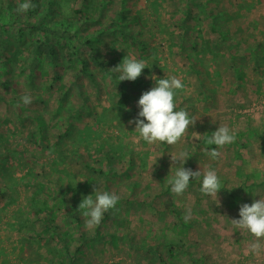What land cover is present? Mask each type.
Wrapping results in <instances>:
<instances>
[{"label":"rangeland","instance_id":"374dc122","mask_svg":"<svg viewBox=\"0 0 264 264\" xmlns=\"http://www.w3.org/2000/svg\"><path fill=\"white\" fill-rule=\"evenodd\" d=\"M54 1L64 4L65 16L88 6L92 21L75 32L98 34L107 62L129 53L149 67L134 81L138 88L124 92L119 73L112 77L93 63L96 83L80 73L79 64L52 83L47 62L37 81L24 70L16 80L18 90L0 84L9 98L0 101V122L10 133L1 152H10L12 159L0 182H15L20 193L15 205L9 204V195H0V264H264V252L255 255L249 249L255 238L243 235L231 221L240 219L242 204L264 197V0ZM57 18L59 14L44 21L55 31L51 38L71 42V34L55 25ZM36 36L43 38L41 32ZM3 50L7 54L10 49ZM118 61L107 66L113 69L122 63ZM153 75L181 79L185 88L176 94V110L198 118L178 145H149L129 123L138 117L143 92L155 86L149 78ZM26 94L32 97L27 106L21 101ZM220 124L236 132V141L219 149L220 158L213 160L204 149L216 147L206 141ZM80 133L90 145L79 142ZM180 151L188 153L185 168L201 171V176L190 181L183 196H174L167 181L177 168L171 155ZM209 168L221 180L219 205L200 192ZM63 171L81 181L89 195L97 188L119 195L117 210L105 213L93 228L86 227L80 211L81 225L76 223L55 197L61 194L60 184L67 188ZM31 184L38 186L36 201L46 203L49 217L72 241L70 255L80 246L75 261L56 237L36 238L27 247L21 243L22 237L44 234L46 227L43 216L37 219L30 209L25 212L30 214L28 229L19 232L14 224L19 220L14 213L32 205L27 199L33 194ZM189 208L192 215L185 222Z\"/></svg>","mask_w":264,"mask_h":264},{"label":"trees","instance_id":"16d2710c","mask_svg":"<svg viewBox=\"0 0 264 264\" xmlns=\"http://www.w3.org/2000/svg\"><path fill=\"white\" fill-rule=\"evenodd\" d=\"M20 2H22V0H0V84L2 86L10 88V90H18L19 88L17 86L16 80L22 73H25L24 70H28V73H30L29 77L31 79L34 78V81H37V79L42 76L44 65L47 62L49 65V70L53 73L51 80L52 83H58V81L62 79V76L67 71V69H72L78 64L81 69L80 73H82V75H86L93 83H96V77L90 68L91 63L96 66H100L104 70L106 69L107 75L115 77V72L111 70L107 64H112L114 59H118V62H122L123 57L118 54L117 58H113L112 61L107 62L105 60L104 54H102L101 51V43H103V41L100 40V36L98 34L95 32H87V34L82 37L80 34L75 32L76 29H85L86 24L92 21L91 16L87 13L89 8L88 6H85V3L81 8L74 11L75 16H65L63 12L64 4L59 1L32 0V3L35 5L34 10H29L26 13H18L16 9L18 3ZM57 14H59V18L57 19L61 20L55 21V25L63 27L64 34L70 33L72 40L75 39L73 42L72 40L70 42L61 41L58 39L53 40V38H51L50 32L52 31V33L55 34V31L52 25L45 23L44 21L47 18L51 19L56 17ZM129 18L132 17L121 15V19L130 20ZM16 27L17 29H15ZM10 28L14 29L13 32H11ZM38 32L43 34L42 39L37 38L36 33ZM132 35L135 36L136 34L132 33ZM18 42L19 44L16 45ZM192 44L194 49L197 50V40H194ZM3 47L10 49L8 52L6 51L7 54H5ZM42 48L45 50V52L41 50ZM86 52H89V55L91 56L88 57ZM184 57H186L191 62L195 61V59L190 54H184ZM25 75H27V73ZM24 80L28 81V79L25 77ZM138 86L139 84L132 81H125L122 83V92H124L125 88H138ZM78 88L79 94L82 95V86H78ZM7 92V90L0 91V101L8 102L9 98L6 96ZM124 100H126L125 95ZM37 120L40 121L38 118ZM0 126L2 128V132L0 131V173L2 172L3 175L8 170L7 166L11 164L12 159L10 152L9 154H6L4 152L5 150L1 152V149H4V143L10 139V133L4 129L6 127L5 123L0 122ZM40 127V133H43V121L41 122ZM37 137L38 136L35 137L34 135V145H37ZM40 138H42L41 134ZM86 140L88 141L89 139L85 138V140H83L82 134L79 136L80 143L86 142L88 145H90V141H88V143ZM9 150L11 151L12 148ZM15 150L17 153L21 152L20 148L17 146L15 147ZM63 172L68 180L66 184L67 188L64 187L63 184H60L59 188L61 194L55 197L59 199L60 203L63 205L65 204L66 212L72 215L76 223L81 225L82 216L79 211V204L82 202L84 197L89 195L88 188L78 184L72 175L65 171ZM28 173H31V170H29ZM15 185L16 183L12 182L10 186H4L0 182V195H9L8 200L10 205L17 204L20 199V193L18 192ZM37 188L38 186L31 184L33 194L27 199L28 201L30 200L29 202H32V205H29L28 203L26 206L21 207L20 210H17L14 213L13 216L19 218L17 222H14V224L17 227V231L22 232L23 229H28L30 224H28V219L30 217L28 218L27 216L31 214L36 216L37 219L38 216H43L42 219L46 225L43 230L44 234H35V236L28 238L22 237L21 243H24L25 247H27L28 244H32L36 238L42 239L43 236L56 237L62 244V250L64 251V254L68 257L70 256L69 258L72 261H75L78 255L82 253L80 246H78L74 250L73 254L70 255L72 241L66 238L68 236L67 232L60 230L58 225L54 224L52 216L49 217V214H47L46 211V203L40 202V204L36 201L38 200ZM65 195H69V198H65ZM6 199L7 198L4 200ZM34 203L38 207H35ZM28 209L31 211L29 215H26L25 212ZM169 254L172 255V252H169Z\"/></svg>","mask_w":264,"mask_h":264},{"label":"clouds","instance_id":"9594fccd","mask_svg":"<svg viewBox=\"0 0 264 264\" xmlns=\"http://www.w3.org/2000/svg\"><path fill=\"white\" fill-rule=\"evenodd\" d=\"M34 8L35 5L32 0H22L18 3L16 10L18 13H26L29 10H34ZM116 49L120 50L121 48L116 47ZM148 67L144 60L136 59L128 53L122 63L111 70L119 73V83L122 81L134 82L141 77L143 70ZM149 78L154 80L156 84L151 90L143 92L138 101L140 109L138 117L130 120L129 123L135 124V131L139 133V138L149 145L163 143L170 146L178 145L185 139L198 120V118L190 116L186 110H176V94L178 91H182L185 85L181 79L175 76L158 78L153 75ZM21 101L25 106L30 105L32 97L27 94L23 95ZM19 106L18 103L17 107ZM212 133L206 143L216 147L211 150L205 148L204 152L211 159L218 160L221 156L219 149L235 143L236 132L228 126L220 124L218 130ZM186 157H188L186 151H180L178 155H171L173 165H177V168L174 176L167 182L171 185V193L174 196H183L189 188L190 181L201 176V171L185 168L184 165L188 160ZM221 190V180L217 171L209 168L203 173L200 192L212 197L216 201L215 204L219 205ZM252 194L254 196L258 195ZM119 200V195L107 191L101 192L98 188L95 190L94 195L84 197L79 204V211L82 210V215L86 218V227L98 226L102 222L105 213L110 210H117ZM191 215L192 211L189 208L185 212V222L191 218ZM239 216L240 219H231L232 225L241 231L243 235L250 233L255 238L250 243L249 249L251 253L259 255L264 252V197L260 196V199L254 200L252 204H242Z\"/></svg>","mask_w":264,"mask_h":264}]
</instances>
